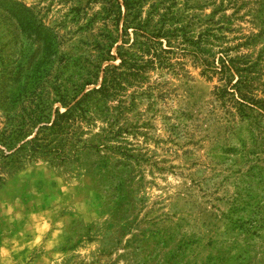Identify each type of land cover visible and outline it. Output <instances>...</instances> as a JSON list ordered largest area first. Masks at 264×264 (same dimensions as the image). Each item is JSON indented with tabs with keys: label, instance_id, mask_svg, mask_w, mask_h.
Returning a JSON list of instances; mask_svg holds the SVG:
<instances>
[{
	"label": "rangeland",
	"instance_id": "1",
	"mask_svg": "<svg viewBox=\"0 0 264 264\" xmlns=\"http://www.w3.org/2000/svg\"><path fill=\"white\" fill-rule=\"evenodd\" d=\"M0 264H264V0H0Z\"/></svg>",
	"mask_w": 264,
	"mask_h": 264
},
{
	"label": "crops",
	"instance_id": "2",
	"mask_svg": "<svg viewBox=\"0 0 264 264\" xmlns=\"http://www.w3.org/2000/svg\"><path fill=\"white\" fill-rule=\"evenodd\" d=\"M35 181V186H30ZM15 183L23 186L38 188L39 192H79V185L76 187L64 180L59 173L52 169L47 163L39 162L28 166L19 173ZM79 183V182H78Z\"/></svg>",
	"mask_w": 264,
	"mask_h": 264
},
{
	"label": "trees",
	"instance_id": "3",
	"mask_svg": "<svg viewBox=\"0 0 264 264\" xmlns=\"http://www.w3.org/2000/svg\"><path fill=\"white\" fill-rule=\"evenodd\" d=\"M116 1L118 2V0H116ZM125 3H126V2H125ZM118 4H119V3H118ZM223 68H225V64H223ZM79 103H80V102H77V103H76L75 105H73L71 108H67V111H66L65 113L61 114V117L66 116V115L70 112V110L73 109V108H75ZM55 125H56V123L53 124L50 128L54 127ZM46 127H49V126H45L44 128H46ZM37 139H38L37 136H35V137L32 138L31 140H28L25 144H28V143L33 142V141H36Z\"/></svg>",
	"mask_w": 264,
	"mask_h": 264
}]
</instances>
